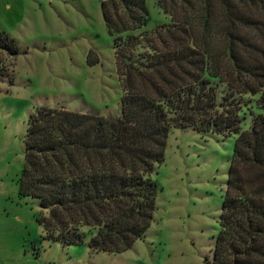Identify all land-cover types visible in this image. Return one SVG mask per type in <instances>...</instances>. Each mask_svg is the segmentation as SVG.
<instances>
[{"label": "trees", "instance_id": "trees-1", "mask_svg": "<svg viewBox=\"0 0 264 264\" xmlns=\"http://www.w3.org/2000/svg\"><path fill=\"white\" fill-rule=\"evenodd\" d=\"M102 0L120 113L37 107L23 135L21 197L38 202L43 238L118 254L150 226L152 178L172 128L234 136L210 259L264 264V0ZM0 49L17 48L0 32ZM258 113L242 129L245 97ZM87 239V240H86Z\"/></svg>", "mask_w": 264, "mask_h": 264}, {"label": "rangeland", "instance_id": "rangeland-1", "mask_svg": "<svg viewBox=\"0 0 264 264\" xmlns=\"http://www.w3.org/2000/svg\"><path fill=\"white\" fill-rule=\"evenodd\" d=\"M102 0H0V32L17 54L0 49V264H205L210 259L234 136L172 128L152 178L159 190L153 220L118 254L90 252L43 238L38 202L21 197L23 135L37 107L104 116L120 113L121 89ZM140 31L169 23L146 0ZM245 97L242 129L258 113ZM87 240V239H86Z\"/></svg>", "mask_w": 264, "mask_h": 264}]
</instances>
